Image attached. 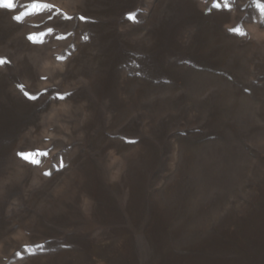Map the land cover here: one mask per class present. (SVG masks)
<instances>
[{"label":"rangeland","instance_id":"374dc122","mask_svg":"<svg viewBox=\"0 0 264 264\" xmlns=\"http://www.w3.org/2000/svg\"><path fill=\"white\" fill-rule=\"evenodd\" d=\"M257 3L0 7V264H264Z\"/></svg>","mask_w":264,"mask_h":264},{"label":"snow or ice","instance_id":"6c2138e0","mask_svg":"<svg viewBox=\"0 0 264 264\" xmlns=\"http://www.w3.org/2000/svg\"><path fill=\"white\" fill-rule=\"evenodd\" d=\"M253 3H256V0H253ZM218 6H219V4H217L216 2L213 3V7H218ZM256 6L260 9V11L262 13H264V5H260V4L257 3ZM0 7L7 8L9 10H12L15 7L14 0H0ZM51 7H52L51 5L41 4V3H36V2H33L30 5V8L32 10H36V11H38L40 9H49ZM29 14H30L29 12H23L20 15L14 16L13 19L16 20L17 22H19L25 16H27ZM80 19L81 20H84L86 18L85 17H80ZM128 19L134 21V19H135L134 14H131L130 13L128 15ZM230 31H232V32H234V33H236L238 35H244L245 34V33H243L241 31V29L239 27L230 29ZM49 32H51V29L49 30ZM28 39L29 40H32L33 42H35V39H34V37L32 35H30L28 37ZM5 63H7V61L4 60L3 58H0V65L5 64ZM20 87L23 90L22 86H20ZM24 94H25V96H27L30 99H35V97L30 96L29 93H27V92H25ZM62 98L63 97H61V99ZM130 142H133L134 143L135 141H130ZM17 155L20 156L22 159L26 160L27 162L33 164V165H38L40 163V161L35 158V155L34 154H31V153H17ZM41 155H47V153H41ZM60 167H63V165L61 164ZM44 175H46V176L47 175H51V173L50 172H45ZM37 247L43 249V245H37Z\"/></svg>","mask_w":264,"mask_h":264},{"label":"bare ground","instance_id":"6f19581e","mask_svg":"<svg viewBox=\"0 0 264 264\" xmlns=\"http://www.w3.org/2000/svg\"><path fill=\"white\" fill-rule=\"evenodd\" d=\"M164 264V263H163Z\"/></svg>","mask_w":264,"mask_h":264}]
</instances>
